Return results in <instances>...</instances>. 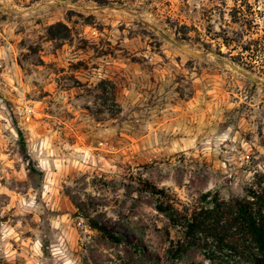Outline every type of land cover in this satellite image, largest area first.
<instances>
[{"label":"rangeland","instance_id":"obj_1","mask_svg":"<svg viewBox=\"0 0 264 264\" xmlns=\"http://www.w3.org/2000/svg\"><path fill=\"white\" fill-rule=\"evenodd\" d=\"M262 34L264 0H0V264H214L170 258L183 234L142 183L244 195L264 56L246 66L220 37Z\"/></svg>","mask_w":264,"mask_h":264},{"label":"trees","instance_id":"obj_2","mask_svg":"<svg viewBox=\"0 0 264 264\" xmlns=\"http://www.w3.org/2000/svg\"><path fill=\"white\" fill-rule=\"evenodd\" d=\"M99 4L106 5L105 2ZM235 11L233 23L246 30L249 27V31L258 29L254 19ZM220 38L226 48L238 50L235 56L246 66L259 53L264 56V34L252 37L247 45L236 37L224 35ZM260 40L263 48H259ZM262 61L264 63V59ZM142 184L156 197V210L183 234L182 239L171 242L170 258L181 259L190 249L197 248L214 264H264V169L254 173L244 195L226 200L219 192L207 191L195 205L183 202L168 189L149 181ZM86 219L89 227L104 238L121 241L93 218L86 216Z\"/></svg>","mask_w":264,"mask_h":264},{"label":"water","instance_id":"obj_3","mask_svg":"<svg viewBox=\"0 0 264 264\" xmlns=\"http://www.w3.org/2000/svg\"><path fill=\"white\" fill-rule=\"evenodd\" d=\"M182 48H183L186 52H188V53H190V54H192V55H194V56H196V57H201L200 54H198L196 51L192 50L191 48H188V47H186V46H182Z\"/></svg>","mask_w":264,"mask_h":264}]
</instances>
